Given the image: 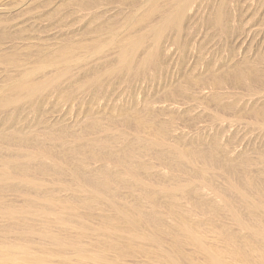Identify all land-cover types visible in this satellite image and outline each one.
<instances>
[{
    "label": "rangeland",
    "instance_id": "obj_1",
    "mask_svg": "<svg viewBox=\"0 0 264 264\" xmlns=\"http://www.w3.org/2000/svg\"><path fill=\"white\" fill-rule=\"evenodd\" d=\"M0 264H264V0H0Z\"/></svg>",
    "mask_w": 264,
    "mask_h": 264
}]
</instances>
